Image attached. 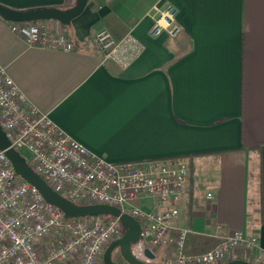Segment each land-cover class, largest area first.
<instances>
[{"label":"crops","instance_id":"0c3cea01","mask_svg":"<svg viewBox=\"0 0 264 264\" xmlns=\"http://www.w3.org/2000/svg\"><path fill=\"white\" fill-rule=\"evenodd\" d=\"M74 2L0 0L20 10ZM154 4L176 8L177 36L149 35ZM7 23L0 17V63L67 134L112 162L188 163L168 204L178 209L172 223L188 229L186 253L240 230L264 264V0H88L64 26L70 51L26 46ZM101 29L131 34L141 52L120 66L92 43Z\"/></svg>","mask_w":264,"mask_h":264},{"label":"built area","instance_id":"2783aa9c","mask_svg":"<svg viewBox=\"0 0 264 264\" xmlns=\"http://www.w3.org/2000/svg\"><path fill=\"white\" fill-rule=\"evenodd\" d=\"M151 11L149 35L166 32L175 37L180 33L173 5L154 4ZM54 22H9V29L26 46L72 50L64 25ZM92 43L123 67L143 48L131 34L116 40L107 29L98 30ZM0 125L9 147L28 151L30 166L53 190L76 204L106 203L136 218L141 226L134 251L138 257L147 260L145 248L153 253L163 248L167 264H224L240 258L243 250L257 258V263L263 258L255 249L256 238L246 240L240 230L220 236L208 251L186 253L188 229L172 223L178 209L168 206L182 194L188 180L186 162L172 158L112 162L100 157L29 102L1 63ZM142 199L156 205L143 209L138 205ZM122 232L118 217H65L15 172L0 149V264H99L105 246ZM119 262L126 264L121 258Z\"/></svg>","mask_w":264,"mask_h":264},{"label":"water","instance_id":"95a60500","mask_svg":"<svg viewBox=\"0 0 264 264\" xmlns=\"http://www.w3.org/2000/svg\"><path fill=\"white\" fill-rule=\"evenodd\" d=\"M88 0H75L74 4L65 8L38 7L31 9H13L0 4V17L8 22H26L33 20H54L64 26L70 25L72 19L78 16L85 8ZM10 140L0 125V149H4L5 155L10 160L15 172L30 184L34 185L41 193L44 200L61 209L65 217L99 216L109 215L118 217L123 229L121 236L113 239L107 245L102 254L103 264H120L117 258H121L126 264H166L151 262L155 254L149 249L143 250L147 260L138 257L132 250V246L140 239L141 226L132 215L121 212L120 208L106 203L76 204L68 198L53 190L30 166L25 157L13 147H9ZM116 249L118 257H112V251ZM150 261V262H149ZM224 264H256L241 258L228 260Z\"/></svg>","mask_w":264,"mask_h":264},{"label":"rangeland","instance_id":"374dc122","mask_svg":"<svg viewBox=\"0 0 264 264\" xmlns=\"http://www.w3.org/2000/svg\"><path fill=\"white\" fill-rule=\"evenodd\" d=\"M6 22H8V21H6ZM7 24H9V22H8ZM20 153H21L22 156L25 157L26 161L29 163V162H30V154H29V152L26 151V150H22ZM138 205H140V202H139ZM140 206H141V205H140ZM146 206H147V207H143V208H148V207H150V205H146ZM107 245H108V244H107ZM107 245L105 246L104 250L106 249ZM104 250H103V252H104ZM132 250L135 251V252L138 250V247H137L136 244L132 246ZM161 250H162V248L154 250V251H155V253H154V254H155V259L153 260L154 262L159 263V261H161V254H162ZM102 254H103V253H102ZM243 255H244V254H243ZM245 256L248 258L249 261H251V262H253V263H257V260H256L257 258H254V257H253L252 255H250L249 253L246 252ZM112 257H113L114 259H116V258L118 257V254H117V250H116V249H114V250L112 251ZM117 259H118L117 261H119L120 258H117ZM259 259H260V258H259ZM260 260H263V259L261 258ZM153 261H152V262H153ZM259 262H260V261H259ZM99 264H103V262H102V257H101V260L99 261Z\"/></svg>","mask_w":264,"mask_h":264},{"label":"trees","instance_id":"16d2710c","mask_svg":"<svg viewBox=\"0 0 264 264\" xmlns=\"http://www.w3.org/2000/svg\"><path fill=\"white\" fill-rule=\"evenodd\" d=\"M49 21V20H48ZM177 161H183V162H186V161H184V160H182V159H176ZM186 164H187V167H188V170L190 169V167L188 166V163L186 162ZM241 259H244V260H248V258L245 256V255H242L241 257H240ZM249 261V260H248ZM256 264H263L262 263V260L260 261V262H258V263H256Z\"/></svg>","mask_w":264,"mask_h":264},{"label":"flooded vegetation","instance_id":"af4514ba","mask_svg":"<svg viewBox=\"0 0 264 264\" xmlns=\"http://www.w3.org/2000/svg\"><path fill=\"white\" fill-rule=\"evenodd\" d=\"M119 262V261H118Z\"/></svg>","mask_w":264,"mask_h":264}]
</instances>
